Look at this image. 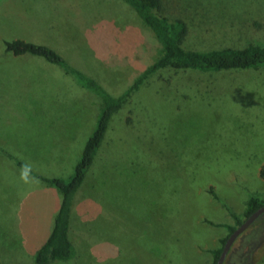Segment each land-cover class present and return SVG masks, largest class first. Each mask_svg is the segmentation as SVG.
<instances>
[{
    "label": "rangeland",
    "instance_id": "1",
    "mask_svg": "<svg viewBox=\"0 0 264 264\" xmlns=\"http://www.w3.org/2000/svg\"><path fill=\"white\" fill-rule=\"evenodd\" d=\"M244 1L264 0H202L209 12L192 0H161L159 14L186 22L189 49L264 46L225 26L228 4ZM13 40L51 48L116 96L160 46L122 0H0V264H34L61 196L39 179L25 184L21 168L72 176L101 101L59 66L7 52ZM129 101L132 111L127 104L113 115L102 159L76 195L77 235L69 236L80 255L52 264H213L228 235L221 225L236 226L247 200L264 198V67L163 70ZM222 264H264V214Z\"/></svg>",
    "mask_w": 264,
    "mask_h": 264
},
{
    "label": "trees",
    "instance_id": "2",
    "mask_svg": "<svg viewBox=\"0 0 264 264\" xmlns=\"http://www.w3.org/2000/svg\"><path fill=\"white\" fill-rule=\"evenodd\" d=\"M129 6L152 32L160 46L158 57L146 65L133 79L131 85L116 96L108 92L98 81L70 66L67 61L51 48L23 40L5 42V49L14 56L29 54L43 58L46 62L59 66L67 75H71L77 83L93 92L101 101V109L94 131L87 139L81 157L75 166L72 176L68 179L59 177L44 178L35 177L45 184L54 187L61 196L60 206L54 217L52 229L46 241L35 252L34 264H52L66 262L78 256L77 250L69 234L77 235L72 219L76 203V195L83 185L87 173L91 171L96 159H102V143L109 130V123L115 113L129 104L130 98L139 91L141 86L153 75L163 70H193L201 73H221L228 71L258 70L264 67V46L257 42H249L242 48L226 47L198 51L187 48L189 34L188 26L182 19L170 21L159 12L162 9L161 0H122ZM197 4L196 9L209 12L211 6L206 8L202 0H192ZM227 13L224 15L225 26L233 38L264 40V1L262 2H233L228 4ZM217 18L218 15H215ZM21 165V164H20ZM259 177L264 179V164L259 170ZM210 193H214L210 190ZM264 205V198L251 196L245 205L244 220L253 212ZM236 226L221 225L228 231L226 238L220 240L221 247L213 250V264L221 254L222 248L228 236L244 220L233 215ZM80 233V229L79 232Z\"/></svg>",
    "mask_w": 264,
    "mask_h": 264
},
{
    "label": "water",
    "instance_id": "3",
    "mask_svg": "<svg viewBox=\"0 0 264 264\" xmlns=\"http://www.w3.org/2000/svg\"><path fill=\"white\" fill-rule=\"evenodd\" d=\"M262 214H264V205L253 212L249 217H247L237 228L228 236L221 254L215 264H222L225 260V257L231 248L233 242L241 235L256 219H258Z\"/></svg>",
    "mask_w": 264,
    "mask_h": 264
},
{
    "label": "clouds",
    "instance_id": "4",
    "mask_svg": "<svg viewBox=\"0 0 264 264\" xmlns=\"http://www.w3.org/2000/svg\"><path fill=\"white\" fill-rule=\"evenodd\" d=\"M20 179L29 185L38 184V179L32 176V167L30 164H24L21 168Z\"/></svg>",
    "mask_w": 264,
    "mask_h": 264
}]
</instances>
